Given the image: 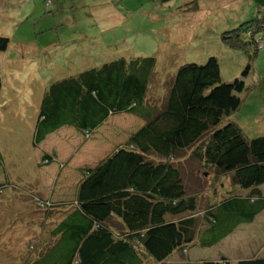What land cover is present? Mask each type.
<instances>
[{
    "label": "trees",
    "instance_id": "16d2710c",
    "mask_svg": "<svg viewBox=\"0 0 264 264\" xmlns=\"http://www.w3.org/2000/svg\"><path fill=\"white\" fill-rule=\"evenodd\" d=\"M263 24L259 9L254 19L222 38L248 57L239 77L223 81L215 57L184 63L161 104L160 98L149 100L152 57L119 58L51 83L39 105L34 147L63 128L91 138L113 116L129 114L142 125L123 147L82 170L72 202L30 195L35 208L46 209L45 217L52 211L61 216L51 226L47 250L23 264H165L176 252L188 257L193 247H215L240 225L252 223L264 210L259 190L264 137L247 139L230 117L241 105L240 94L249 89L244 79L262 42L256 36L264 32ZM9 43L0 35V52ZM185 153L214 172L205 208L200 209L196 194L187 193L177 164ZM53 161L54 155L43 154L40 164ZM227 176L229 185L243 192L222 188L221 182L218 190L219 179ZM231 263L223 258L201 264ZM236 264H264V258Z\"/></svg>",
    "mask_w": 264,
    "mask_h": 264
},
{
    "label": "rangeland",
    "instance_id": "374dc122",
    "mask_svg": "<svg viewBox=\"0 0 264 264\" xmlns=\"http://www.w3.org/2000/svg\"><path fill=\"white\" fill-rule=\"evenodd\" d=\"M203 2L11 0L9 7L0 8V35L10 40L7 50L0 52V264L34 260L50 244L51 226L61 214L52 211L45 217L46 209L35 208L30 195L39 194L40 199L54 203L72 202L82 170L123 147L139 128L140 121L129 114L111 117L88 139L63 128L55 133L54 150L57 156H73L41 165L42 153L49 149L34 147L33 138L41 98L51 83L119 58L129 62L152 57L156 64L149 100L155 103L160 98L161 104L177 68L184 63L202 64L215 57L223 81L241 75L247 55L228 48L222 39L225 31L234 28L235 17L230 21L226 13L209 12V7H199ZM251 63L245 78L249 89L240 94L241 105L230 117L249 140L264 137V60L260 53ZM187 155L177 164L187 193L196 194L200 209L205 208L214 172ZM51 167L56 170L44 174ZM228 179H219L218 190L221 182L222 188L240 192ZM207 255L200 251V256ZM189 257L191 253L186 257L176 252L165 264H194Z\"/></svg>",
    "mask_w": 264,
    "mask_h": 264
},
{
    "label": "crops",
    "instance_id": "0c3cea01",
    "mask_svg": "<svg viewBox=\"0 0 264 264\" xmlns=\"http://www.w3.org/2000/svg\"><path fill=\"white\" fill-rule=\"evenodd\" d=\"M205 1L206 2L199 3V7L207 6L209 7V12L210 10H216L217 12L226 13L229 15L230 21L233 19V17H235L236 22H234L232 26L234 28H231L232 30L237 28L239 25L254 19L257 16V12L259 11V9L264 10V0H205ZM10 3L11 0H0V8L9 7L8 5ZM49 4H51V2ZM0 11L2 10L0 9ZM249 12H255L256 14L255 16L252 17L251 16L246 17L245 15ZM236 23L239 24L236 25ZM229 31H225V32H229ZM260 35L261 37H264V32H262ZM261 37L260 40L262 41L261 42L262 46L261 48L259 47V49L257 50L256 57L258 58V55L260 53V58L264 60V39H261ZM122 116H127V115H122ZM136 120L137 122L139 121L137 118ZM141 125L142 122L140 121L139 126ZM54 136L55 134H49L45 138V140L40 144L42 145V147L49 149L48 151H44L42 155L43 154L54 155L55 161H53V163L55 162L59 163L58 161L73 156V155H70L69 157H67V155L64 157L57 156L54 150L55 148L54 144L55 141H57V139H55ZM47 142L48 145L46 144ZM53 163L50 165H54ZM63 163L66 164L67 161L65 160ZM96 163L94 165L91 164L92 165L91 167L95 166ZM55 170H56L55 167H51L50 171H46L44 174L47 175V173H50L49 175H51ZM41 183L43 185L44 180L43 182L41 181ZM259 190L262 196L264 197V185L260 186ZM200 251H206L210 253V255L200 256ZM190 253H191V257H189V260L191 259V262H193L194 264H201L203 261L220 262L221 259L223 258L232 262L231 264H236L238 261H242L246 259L260 258V257L264 258V210L260 212L258 215H256L252 223L240 225L232 234L227 236L217 246L211 248H202L196 246L187 252V256L190 255Z\"/></svg>",
    "mask_w": 264,
    "mask_h": 264
},
{
    "label": "built area",
    "instance_id": "2783aa9c",
    "mask_svg": "<svg viewBox=\"0 0 264 264\" xmlns=\"http://www.w3.org/2000/svg\"><path fill=\"white\" fill-rule=\"evenodd\" d=\"M259 44L261 45V43L259 42Z\"/></svg>",
    "mask_w": 264,
    "mask_h": 264
},
{
    "label": "clouds",
    "instance_id": "9594fccd",
    "mask_svg": "<svg viewBox=\"0 0 264 264\" xmlns=\"http://www.w3.org/2000/svg\"><path fill=\"white\" fill-rule=\"evenodd\" d=\"M261 45H262V43H261Z\"/></svg>",
    "mask_w": 264,
    "mask_h": 264
}]
</instances>
